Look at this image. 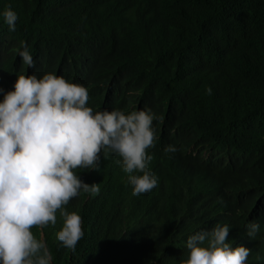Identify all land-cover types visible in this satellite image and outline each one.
<instances>
[{
  "label": "trees",
  "instance_id": "1",
  "mask_svg": "<svg viewBox=\"0 0 264 264\" xmlns=\"http://www.w3.org/2000/svg\"><path fill=\"white\" fill-rule=\"evenodd\" d=\"M48 72L87 87L95 111L159 117L148 150L158 186L134 196L116 155L101 156L99 172L77 170L100 191L66 206L83 219L75 251L57 239L59 213L54 227L32 229L52 264H180L187 238L217 223L230 225L233 247L252 250L247 264H264V0H0L4 93L20 74Z\"/></svg>",
  "mask_w": 264,
  "mask_h": 264
},
{
  "label": "clouds",
  "instance_id": "2",
  "mask_svg": "<svg viewBox=\"0 0 264 264\" xmlns=\"http://www.w3.org/2000/svg\"><path fill=\"white\" fill-rule=\"evenodd\" d=\"M9 31L15 32L18 14L9 6L4 12ZM22 63L35 67L25 41L20 42ZM0 93L4 89L0 87ZM211 95L212 89H206ZM89 90L63 75L48 72L20 74L14 90L0 102V264H52L47 243L33 228L62 227L57 239L75 251L84 237L82 216L66 206L81 192L96 196L99 184L85 183L77 170L101 171V156L116 155L128 174L132 194L139 196L158 186L149 165V149L157 140L153 122L159 117L151 108L95 111L88 106ZM166 153H175L174 145ZM260 225L250 221L247 236L255 238ZM230 225L217 223L186 241L188 257L180 264H247L251 249L233 247ZM257 260L261 259L259 256Z\"/></svg>",
  "mask_w": 264,
  "mask_h": 264
}]
</instances>
